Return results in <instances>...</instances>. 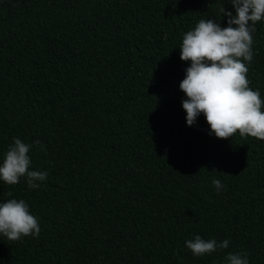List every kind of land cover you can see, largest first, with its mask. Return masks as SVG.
Here are the masks:
<instances>
[{"label": "trees", "instance_id": "trees-1", "mask_svg": "<svg viewBox=\"0 0 264 264\" xmlns=\"http://www.w3.org/2000/svg\"><path fill=\"white\" fill-rule=\"evenodd\" d=\"M223 8L235 15L229 0H0V162L18 137L48 173L35 189L0 180V203L23 199L41 228L0 234V264H264V140L218 139L182 107L183 36L227 27ZM253 53L264 100V20ZM196 235L229 247L195 256Z\"/></svg>", "mask_w": 264, "mask_h": 264}, {"label": "clouds", "instance_id": "clouds-1", "mask_svg": "<svg viewBox=\"0 0 264 264\" xmlns=\"http://www.w3.org/2000/svg\"><path fill=\"white\" fill-rule=\"evenodd\" d=\"M235 9H222L228 17L227 27L210 19H201L194 29L186 32L180 48V59L190 62L180 90L185 93L182 107L186 123L193 126L203 114L210 127V135L218 139H230L237 133L241 137L264 140V100L259 90L249 87L248 65L253 61V33L256 24L264 20V0H229ZM35 145L46 151L41 141ZM33 144L14 137L0 162V180L16 185L26 177L29 188L35 189L38 182L45 181L48 173L31 169L29 156ZM217 190L224 187L213 178ZM39 219L31 214L23 199H8L0 203V234L9 241L24 237H39ZM229 241L205 240L196 235L185 242L195 256L211 254L217 249L229 247ZM227 264H249L248 253L233 252L226 256Z\"/></svg>", "mask_w": 264, "mask_h": 264}]
</instances>
